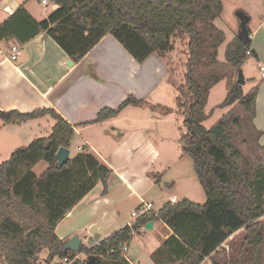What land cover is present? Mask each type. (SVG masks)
<instances>
[{"label":"trees","instance_id":"trees-1","mask_svg":"<svg viewBox=\"0 0 264 264\" xmlns=\"http://www.w3.org/2000/svg\"><path fill=\"white\" fill-rule=\"evenodd\" d=\"M47 1L57 9L40 21L33 20L19 7L7 22L0 24V41L14 38L9 26L24 17L27 21L22 32L29 35L22 42L45 32L74 64L107 34L138 64L154 53L165 58L175 40L184 42L186 60L182 63L178 106L186 132L181 142L184 153L192 160L205 203L199 205L187 199L164 202L157 211L146 212L133 226L121 227L96 246L87 249L81 245L78 253L65 251V242L55 234L56 226L98 183L102 186L101 195H106L113 172L86 148L58 166L57 150L69 149L75 133L53 109L31 113L0 111L4 125L43 116L54 121L47 138L17 149L7 161L0 163V255L4 264H34L43 250L47 251L46 262L50 264L64 258L72 260L82 252L86 258L70 264H129L121 248L148 222H161L172 231L164 244L172 253L177 251L176 263L203 264L206 257L241 230L247 264H257L262 243L260 220L264 217V167L252 168L230 141L227 121L219 120L208 129L202 126L211 117L212 111L205 113L210 91L222 81H226L227 93L216 108L239 105L250 118L255 116L258 86L244 93L242 86L231 82L245 61L255 58L250 51V40L235 37L225 47L224 62L217 59L218 48L225 41L224 33L215 26L222 13V3L218 0ZM141 103L128 96L117 109L103 108L95 120L85 124L102 123L125 107ZM41 161L47 167L37 177L33 168ZM172 241L176 246L170 248Z\"/></svg>","mask_w":264,"mask_h":264},{"label":"crops","instance_id":"crops-1","mask_svg":"<svg viewBox=\"0 0 264 264\" xmlns=\"http://www.w3.org/2000/svg\"><path fill=\"white\" fill-rule=\"evenodd\" d=\"M40 1L0 0V24L7 22L19 7H23L35 21L45 19L51 11L57 9V6L51 8L42 5ZM224 1L220 0V20L227 8L226 4L228 5V2L225 4ZM33 2H37L36 6L32 5ZM232 11L231 26H227L232 34L229 42L246 30L250 51L255 54V65L258 70L260 67L264 69V0H233ZM239 13L246 18H242ZM25 20L27 21L21 17L12 22L9 31L15 37L0 41V111L31 113L39 109H53L73 127L75 136L80 141L77 151L88 149L112 170L110 179L113 182L112 186L109 184V192L102 196L101 191L95 192L94 188L67 213L55 229L56 236L64 242L68 235L72 238L77 236L81 245L85 244L86 240L100 241L127 225L130 213L141 203L152 204V201H144L142 198L151 185L145 177V172L152 163L158 161L159 155L147 140L142 126L130 129L129 123L123 117L117 121L111 118L98 124L85 123L95 120L103 108L117 109L129 95L143 102L153 88L171 75L165 67L168 63L154 53L142 64H138L120 43L107 34L79 63L72 62V66H68V56L45 32L22 42L29 35L27 31L22 32L26 26ZM11 45L22 48V53L16 61L9 59L8 51ZM255 86H258L255 116L248 119V133L253 140V150L260 153L264 151V78L261 73ZM131 107L134 110L143 108L141 104ZM126 109L124 111H127ZM53 125L54 121L49 116H43L4 127L10 132H13V128L19 129L25 140L27 139L26 144H22V147H26L36 139L47 138ZM107 125H110L113 134L105 145L107 152L102 156L94 150L97 148H93L87 141L93 139V136H86V139L83 132H95L96 128H104ZM229 139L232 142L230 133ZM258 166L264 167V164ZM258 166L251 165L252 168ZM146 184L150 185L146 187ZM172 198L178 200L176 196L170 197ZM125 203L128 205L123 210L122 205ZM58 230L62 232L60 235ZM142 230L145 229L139 231ZM154 231H161L162 243L172 236V231L161 222H152L151 232ZM237 234H242V231L231 235L220 248L227 247L228 241ZM175 246V242H169L170 248ZM218 251L206 257L203 264H213ZM124 258L131 264L129 258Z\"/></svg>","mask_w":264,"mask_h":264},{"label":"rangeland","instance_id":"rangeland-1","mask_svg":"<svg viewBox=\"0 0 264 264\" xmlns=\"http://www.w3.org/2000/svg\"><path fill=\"white\" fill-rule=\"evenodd\" d=\"M224 2L225 4L228 2V5L226 4L227 8L222 20L219 19L215 22L216 26L225 35L224 43L218 48L217 59L219 62H224V50L232 35L227 26H231L230 15H233V0H225ZM36 3L33 2L32 5L36 6ZM50 6L49 3L47 7ZM48 11H50V8H48ZM163 60L168 63V65L165 64V67L169 74L171 72V75L150 91L149 97L141 103L143 108L141 110H134L131 106H127L118 115L113 117L115 121L122 117L125 118L129 123V126H127L130 129L134 126H142L147 140L158 152V161L154 164L152 163L151 167L145 172V177L151 185L146 184V187L149 185L150 187L142 195L144 201H152L153 211H157L162 203L168 202L172 196H176L178 200L187 199L199 205L205 203V196L193 170L192 160L184 153L181 142L182 135L186 132L183 125L184 116L178 106L180 84L182 83L181 79L183 75L182 63L186 60L184 42L175 40L172 51ZM254 60V58L249 57L241 67L243 77L246 80L242 88L244 93H247L250 88L259 82L260 70L256 67ZM236 80L237 75L234 74L231 82L236 83ZM226 93V81L220 82L210 91L205 113L212 111L211 117L203 122L202 126L208 129L219 120L227 121L232 143L249 159V163L253 167L264 164V151L256 153L253 150V140L248 133L249 116L245 111L239 105L221 109L216 108L223 102ZM125 109L127 111H124ZM4 126L0 122V163L7 161L14 151L23 148L22 144H26L27 142L24 134L19 129L13 128V132H10L5 130ZM83 134H85L83 136L86 139V136L89 138L93 136V139H87V141L93 148H97L94 149L96 152L105 156L107 152L105 145L108 143L107 141L111 140L113 134L110 125L104 128L98 127L95 129V132H83ZM79 142L77 136L72 139L69 146L71 156L78 153L77 146L80 144ZM46 167V163L41 161L35 165L33 172L38 177ZM112 182L111 179L108 182L107 193L109 192V184L112 186ZM94 191H102L100 183L96 185ZM127 205V203L122 205L123 210H125ZM260 221L262 226V243L257 253V264H264V217ZM60 230H58L59 235L62 233ZM162 236L161 231H138L133 234L131 242L127 245L128 251L124 253V257L129 258L131 264H174L177 258V251L175 250L172 253L162 243ZM71 238L72 236L68 235L65 237V241ZM80 238L82 239V234H80ZM242 239L243 234H237V236L228 241L229 245L225 248H220L213 259V264H247L246 247L242 245ZM83 246L87 247L85 244ZM42 252L34 264H50L46 262L45 252L47 253V251L43 250ZM79 254L81 259L86 258L85 253ZM56 262V264H62V260ZM206 263L208 264V262ZM0 264H4L1 255Z\"/></svg>","mask_w":264,"mask_h":264},{"label":"built area","instance_id":"built-area-1","mask_svg":"<svg viewBox=\"0 0 264 264\" xmlns=\"http://www.w3.org/2000/svg\"><path fill=\"white\" fill-rule=\"evenodd\" d=\"M218 1H220V0H218ZM40 3L42 5H48L49 4V2L47 0H41ZM55 7H56V5H51V8H55ZM8 52H9L10 61H16L18 59V57L21 55V53H22V48L19 47L18 45H11L9 47V51ZM246 54L248 55L249 52H247ZM259 70H260V73H261V77L264 78V69L260 67ZM78 150H80V149H78ZM176 201H177L176 198L170 199L171 203H174ZM149 211H153L152 204L151 203H144V202L141 203V205L137 209H135L134 211H132L130 213V220L127 223V225L129 227L133 226L135 224L136 219H138L141 215H143V214H145L146 212H149ZM142 229H144V227ZM98 243H99V241H94V240H92L90 242L88 240L85 241V245L87 246L86 247L87 249L98 245ZM127 249H128L127 245L122 246V248H121L122 255H124V253L127 252ZM82 253H84V252H82ZM110 253H113V251L111 250ZM76 260L77 261L78 260H82L81 257H80V254L75 255L72 258V260H68L67 258H64L62 260V264H70V263H72V262H74Z\"/></svg>","mask_w":264,"mask_h":264},{"label":"water","instance_id":"water-1","mask_svg":"<svg viewBox=\"0 0 264 264\" xmlns=\"http://www.w3.org/2000/svg\"><path fill=\"white\" fill-rule=\"evenodd\" d=\"M239 36L243 40L247 39L245 32H241L239 34ZM67 64H68V66H72V62L70 60L67 62ZM236 84H238L240 86H243L245 84V80H244L243 73L241 70H238ZM48 146H49V143L47 144V147ZM69 154H70V151L67 148H59L57 150V152L55 154V159L57 161L58 166H62L68 161ZM263 212H264V208H263ZM144 229L151 231L152 230V222L146 223L144 226ZM80 246H81V240L77 236H75V237L71 238L70 240H68L64 243V250L65 251H72L74 253H78ZM90 260H92V257H90ZM178 264H186V263L180 262Z\"/></svg>","mask_w":264,"mask_h":264}]
</instances>
